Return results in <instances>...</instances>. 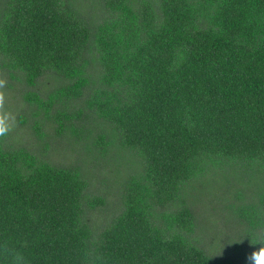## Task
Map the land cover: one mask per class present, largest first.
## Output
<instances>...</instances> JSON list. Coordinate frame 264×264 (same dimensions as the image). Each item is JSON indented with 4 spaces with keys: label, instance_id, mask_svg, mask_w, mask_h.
<instances>
[{
    "label": "trees",
    "instance_id": "1",
    "mask_svg": "<svg viewBox=\"0 0 264 264\" xmlns=\"http://www.w3.org/2000/svg\"><path fill=\"white\" fill-rule=\"evenodd\" d=\"M0 78V264H251L264 0H0Z\"/></svg>",
    "mask_w": 264,
    "mask_h": 264
},
{
    "label": "clouds",
    "instance_id": "2",
    "mask_svg": "<svg viewBox=\"0 0 264 264\" xmlns=\"http://www.w3.org/2000/svg\"><path fill=\"white\" fill-rule=\"evenodd\" d=\"M6 86V79L0 78V137H6L16 126L15 114L5 107L7 103ZM251 243H260L262 246L258 250H254L247 259L251 261V264H264V240ZM12 260L13 264H24V257L20 253H15Z\"/></svg>",
    "mask_w": 264,
    "mask_h": 264
}]
</instances>
